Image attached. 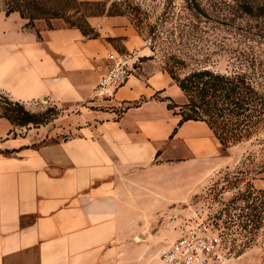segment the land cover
<instances>
[{
  "label": "crops",
  "instance_id": "1",
  "mask_svg": "<svg viewBox=\"0 0 264 264\" xmlns=\"http://www.w3.org/2000/svg\"><path fill=\"white\" fill-rule=\"evenodd\" d=\"M87 22L94 38L26 27L0 10V94L31 113L65 109L24 127L0 117V264H130L131 216L146 214L149 185L181 165L207 171L237 161L206 123L179 124L181 92L144 61L148 48L126 18ZM108 54L131 55L133 71L109 101L93 99ZM254 183L264 189L263 179ZM177 200L172 187L168 202Z\"/></svg>",
  "mask_w": 264,
  "mask_h": 264
},
{
  "label": "rangeland",
  "instance_id": "2",
  "mask_svg": "<svg viewBox=\"0 0 264 264\" xmlns=\"http://www.w3.org/2000/svg\"><path fill=\"white\" fill-rule=\"evenodd\" d=\"M4 1L0 0L2 11ZM197 1L202 16L184 0H100L97 17L126 18L148 48L144 61L152 60L169 77L174 71L183 76L201 67L224 74L231 70L226 47L238 48L245 35V19L225 7L224 0ZM51 25L63 27L60 21ZM171 82L175 84L172 78ZM181 97L186 104L182 93ZM6 99L0 94L1 103L7 104ZM63 110L46 107L34 114L44 124ZM259 134L227 148H234L237 155L232 166L204 171L197 164L191 168L181 165L173 175L164 171L163 184L147 187L142 203L146 214L137 211L131 216L130 264H159L162 248L187 220H203L224 229L231 248L225 264H264V189L254 183L264 180V138ZM171 180L179 183L171 185ZM171 186L178 194L172 204L168 202Z\"/></svg>",
  "mask_w": 264,
  "mask_h": 264
},
{
  "label": "trees",
  "instance_id": "3",
  "mask_svg": "<svg viewBox=\"0 0 264 264\" xmlns=\"http://www.w3.org/2000/svg\"><path fill=\"white\" fill-rule=\"evenodd\" d=\"M184 1L196 15L202 16L197 0ZM224 1L225 7L245 19V35L238 42V48L226 47L231 70L220 74L201 67L183 76L175 75L176 71L170 75L187 102L179 106V124L189 120L206 123L222 151L264 131V0ZM3 3L5 15L18 13L27 20L26 27L43 21L51 30L55 29L51 22L60 21L61 28L78 29L88 38L96 34L87 20L99 16L97 8L102 7L101 2L79 0H5ZM6 100L9 106L0 102V117L11 125L41 124L39 117L24 105ZM123 111L119 109L117 113L120 115Z\"/></svg>",
  "mask_w": 264,
  "mask_h": 264
},
{
  "label": "built area",
  "instance_id": "4",
  "mask_svg": "<svg viewBox=\"0 0 264 264\" xmlns=\"http://www.w3.org/2000/svg\"><path fill=\"white\" fill-rule=\"evenodd\" d=\"M106 61L110 63L108 70L98 79L93 99L109 101L127 81L135 63L131 55L108 54ZM223 230L203 220L185 221L177 236L162 248L159 264H225L231 251L228 236Z\"/></svg>",
  "mask_w": 264,
  "mask_h": 264
},
{
  "label": "water",
  "instance_id": "5",
  "mask_svg": "<svg viewBox=\"0 0 264 264\" xmlns=\"http://www.w3.org/2000/svg\"><path fill=\"white\" fill-rule=\"evenodd\" d=\"M259 137H260L261 139H263V138H264V133H260V134H259Z\"/></svg>",
  "mask_w": 264,
  "mask_h": 264
}]
</instances>
